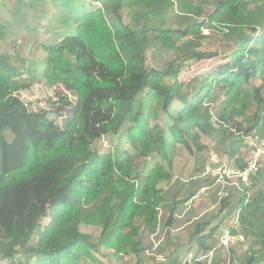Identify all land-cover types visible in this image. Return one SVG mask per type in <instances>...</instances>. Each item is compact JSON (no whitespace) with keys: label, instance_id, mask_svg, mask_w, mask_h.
Instances as JSON below:
<instances>
[{"label":"trees","instance_id":"obj_1","mask_svg":"<svg viewBox=\"0 0 264 264\" xmlns=\"http://www.w3.org/2000/svg\"><path fill=\"white\" fill-rule=\"evenodd\" d=\"M78 8L65 24L76 33L57 30L42 45L41 79L38 65L0 53V264H150L144 231L159 233L165 206V228L174 229L195 195L166 201L180 152H208L204 138L214 139L243 169L249 138L264 137V0H90ZM19 12L13 27L0 23V38L38 29ZM154 51L165 54L161 65L149 63ZM205 59L219 64L180 79ZM39 83L54 93L46 107L24 98ZM103 138L108 145L98 146ZM219 214L194 226L191 259L178 253L183 242L167 240L172 252L162 248L161 264H220L226 228L251 238L238 264H264V186L232 205L224 198Z\"/></svg>","mask_w":264,"mask_h":264},{"label":"rangeland","instance_id":"obj_2","mask_svg":"<svg viewBox=\"0 0 264 264\" xmlns=\"http://www.w3.org/2000/svg\"><path fill=\"white\" fill-rule=\"evenodd\" d=\"M89 1L90 0H73L70 3V8L61 11L60 6H63L62 4L65 0H25V2H23L24 5L21 3V6L19 5V0H0L1 25L6 24L7 27H13L14 13L18 10H20L18 14L19 16L27 15V24L30 23L34 27H37L38 25V29L34 28L33 31L30 32L26 31L25 27L24 30L22 28H20V30L12 28L4 38H0V53L9 55L13 62H15L18 55H20L26 59V66L34 67V65H38V69H40L38 77L41 79L43 77V71L45 70L43 60L46 56V52L42 45L52 43L56 37L57 30L60 31L62 38L67 35L75 34L76 25L68 24V26H66L65 24H67L69 19L76 17V8H78V6H80L78 12H81L83 11L82 7L85 6V3L88 5ZM206 10L209 12L210 8H207ZM62 20H65L66 22L63 24ZM63 27H65V30H62ZM213 40V46L219 47L222 46V44H225L223 40H220L219 44L216 42L217 39ZM164 60V53L160 51L150 52V64L154 63L161 65ZM218 64L219 59L202 60L201 62L194 64L189 70L185 71L180 76V79L187 81L194 78V76L211 72ZM57 90L61 91L60 88L55 89V91ZM33 91L34 92L31 95L28 94L24 97L26 101H32L34 103L38 102V105L41 107H46L45 94L49 95V93H53V91L48 92V89L41 83L36 85ZM217 109L218 108L216 107L212 109L215 114L217 113ZM5 135L9 142L13 141L15 138L14 133L11 130H6ZM204 142L208 143V146H210L208 152H203L195 156L190 155L185 150L180 152V157L176 160L175 169L178 179L164 185L166 201L171 202L175 195H179L180 198H186L194 193L195 195L191 196L189 200L187 199L188 201L186 200L176 212L175 228L169 230L171 235L168 239L167 233L169 232H167L164 222L167 217L166 206L161 210L160 215L163 221L159 233L150 236L147 231H144V240L147 246L145 257L147 261L150 260V264H161V261H166V254L172 252L171 244L166 245L167 240L174 245L177 239L180 244L183 242L178 253L184 259H191L195 254L196 248L192 249L188 242L196 223L208 219H212L213 223H216L218 219L224 217H221L219 214L221 212V202L224 198H229L232 205L237 203L240 197L242 198L244 195L251 196L255 189L264 186V177L261 176V174L264 176V172L260 175L259 173L255 175L256 179L253 177L251 185L246 186L241 184L240 187H237L233 183H216L215 177L204 176L207 166L217 165L215 160L223 163L228 159L224 152L225 148L218 145L214 139L204 138ZM102 145H108V140L106 138L99 141L98 146ZM150 160L151 157L143 163L145 164ZM205 161L208 162L205 164ZM144 170H146V168L143 167V164L141 167H138V171L141 172ZM231 181H233V179H231L230 182ZM254 183H257L255 187ZM227 225H230V219L226 221L224 226ZM85 230L94 234L100 233L99 227H86ZM220 235L221 234L218 236L220 237ZM250 243L251 238H247L246 246H249ZM164 247L166 249V254L162 251V248L164 249ZM245 249L246 248L242 244L239 246L238 251L234 249V247L230 249L223 248L222 251H219L221 256L218 255L216 260L219 261L220 264H238L241 260V255L245 254ZM211 252H213L214 256V251ZM213 256L209 257V259H212ZM120 263L134 264L135 261L130 262L124 259Z\"/></svg>","mask_w":264,"mask_h":264},{"label":"built area","instance_id":"obj_3","mask_svg":"<svg viewBox=\"0 0 264 264\" xmlns=\"http://www.w3.org/2000/svg\"><path fill=\"white\" fill-rule=\"evenodd\" d=\"M249 142L253 144L254 148L243 169L234 166L233 160L231 163L228 159L223 163L215 160L217 165L207 166L204 176L215 177L216 183H233L237 187H240L241 184L246 186L251 185L253 176L257 175L261 169H264V137L258 139L249 138ZM231 179L233 181L230 182ZM232 226L238 227V221L235 220ZM236 244H242L247 248L245 236L241 233L234 234L232 228H226L220 235L217 247L230 249ZM211 256H213V252L210 253L209 257Z\"/></svg>","mask_w":264,"mask_h":264}]
</instances>
